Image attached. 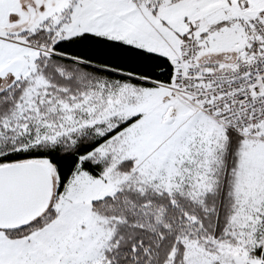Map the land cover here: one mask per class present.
Returning <instances> with one entry per match:
<instances>
[{"label":"snow or ice","instance_id":"1","mask_svg":"<svg viewBox=\"0 0 264 264\" xmlns=\"http://www.w3.org/2000/svg\"><path fill=\"white\" fill-rule=\"evenodd\" d=\"M0 264H264V0H0Z\"/></svg>","mask_w":264,"mask_h":264}]
</instances>
